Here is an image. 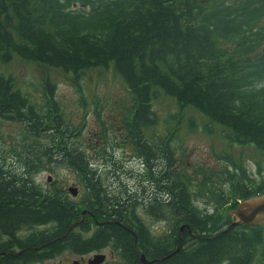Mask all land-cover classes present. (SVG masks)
I'll list each match as a JSON object with an SVG mask.
<instances>
[{"label":"trees","instance_id":"1","mask_svg":"<svg viewBox=\"0 0 264 264\" xmlns=\"http://www.w3.org/2000/svg\"><path fill=\"white\" fill-rule=\"evenodd\" d=\"M15 59L47 69L44 105L33 103L17 76L1 68ZM52 70L80 89L91 72L120 79L129 98L111 108L122 115L123 140L107 135L113 128L98 108L101 100L109 105L102 96L95 114L103 141L76 139L79 129L54 98ZM161 101L177 111L163 113ZM187 109L201 120L190 115L184 121ZM0 119L23 122L29 143L22 163L0 159V254L45 245L0 255V264H34L106 246L116 250L115 264H144L139 251L147 258L171 254L183 225L200 237L220 235L233 220L198 205L201 191L208 203L229 202L222 185L230 180L232 196L244 201L264 192V179L254 186L242 160H233L235 172L196 185L173 140L183 121L190 131L219 128L231 145L250 149L259 171L264 167V0H0ZM159 125L163 130L155 133ZM120 146L146 165L136 187L121 193L108 189L86 152L105 158ZM61 170L76 176L81 199L57 181L46 189L36 182L42 171L58 176ZM85 209L111 223L86 214L77 224ZM113 221L133 231L139 251L133 234ZM182 245L152 264H252L264 246V226L243 223L213 240L185 229Z\"/></svg>","mask_w":264,"mask_h":264},{"label":"rangeland","instance_id":"2","mask_svg":"<svg viewBox=\"0 0 264 264\" xmlns=\"http://www.w3.org/2000/svg\"><path fill=\"white\" fill-rule=\"evenodd\" d=\"M1 68L4 69L6 73H14L17 76L18 83L30 94V99L33 103L38 105L45 104L46 98L43 89V75L47 72L46 68L29 61H20L18 59L13 60L8 65H1ZM51 76L56 83L54 98L62 106L66 115V121H69L74 127L79 129L80 135L76 137V139L85 144L95 143L98 145L101 144L100 141H103V127L95 114L96 97L102 96L105 101H109V105L101 100V103L98 104V108L102 110L103 120L106 121L105 123L113 128H109L110 130L107 135L109 134L110 138L111 136L115 137L113 140L116 139L117 142L118 140L116 137L123 140L125 131H123L122 126H120V124L122 125V123H120L122 115L111 108V104L116 102L119 98L123 97L126 100L129 98L120 79L114 77L112 73L99 74L98 76L96 73L91 72L82 80V88L80 89L79 87H75L71 81L63 77L57 70H52ZM83 97L87 99L85 106L83 104ZM165 105L166 102L162 103L161 101L158 103L157 107L161 108L163 113L167 112V114H169V108H172V103H168V107ZM172 109H174L171 110L173 113L177 111L175 107ZM190 115H195L196 117L194 118L197 121L201 120L198 114L187 109L184 121ZM184 121L181 123L182 129L173 140V147L177 149L178 157L184 156L188 170L192 172V179L195 181L196 185L198 183L202 184V180L207 181L208 176H211L212 181L214 180L213 182L216 183L218 182V176L224 171L228 173H230V170L235 172L238 166L233 160H236V162L242 160L243 167L246 168V173L254 178L252 180H255L253 183L255 184L254 186H257V182H261L262 179H264V167L259 171L258 164L256 160H254L256 156L251 154L250 149H243L231 145L230 142L226 141L219 128H215L210 132L204 131L202 126H200L197 130L190 131L186 129ZM159 126L160 127L155 130V133H159L163 130L161 125ZM24 129L23 122L0 119V159L5 160L6 163L20 164L22 163L20 160H23L28 154L25 143H29L25 138ZM105 142L106 141H104V143ZM121 146L116 148L114 153L113 151H109V155L106 154L105 158H99L97 155H94L93 149H87L86 151L96 162L95 168L102 174L108 189L119 193H121L125 187L134 189L146 171L144 161L141 158L126 154L125 149ZM10 159L14 162H11ZM262 163L264 165V159ZM224 174L229 180V176L226 175V173ZM49 175H53V173L48 171L38 173L35 177L36 182L46 189L51 181H57L60 189L67 191V193L72 197H76V199H81L84 190L81 189L78 184H75V186L77 185L79 187L76 196L72 195L69 191V187L74 186L73 182H75L76 178L71 171L61 170L59 175H53L50 181H48ZM241 179L242 181H249L248 179ZM251 185L252 183L250 186ZM222 186L227 190V199L229 202L224 200L220 202L216 200L217 203H219L217 207V203H208V197L205 191L202 190L201 192L204 194L198 197V205L210 212L215 210V212H213L214 216L234 221L237 219L236 212L230 210L238 209V204L240 203L239 199L232 196L229 190L231 188L230 180L224 182ZM254 186H252V190ZM210 187L214 189L217 188L215 186ZM236 187L237 188L234 190L235 193L238 191V185ZM222 203L223 206H220ZM83 208H85L84 205L81 206V209ZM90 222L93 231L96 226L94 222ZM151 224L154 228H162L164 226L163 222L151 221ZM77 258L78 257L74 253L67 251L54 258L45 259L35 262L34 264H73ZM107 259V264H115V262L119 261L117 252L116 250L114 251L112 247H107ZM252 264H264V248L263 251L256 256Z\"/></svg>","mask_w":264,"mask_h":264},{"label":"water","instance_id":"3","mask_svg":"<svg viewBox=\"0 0 264 264\" xmlns=\"http://www.w3.org/2000/svg\"><path fill=\"white\" fill-rule=\"evenodd\" d=\"M52 179L51 176L48 177V181H50ZM69 191L72 195L76 196L77 195V192L79 191L78 187L77 186H70L69 187ZM230 211H235L236 212V215H237V219L235 221H233L226 229H224L222 231V234L220 235H217V236H214V237H210V238H205V237H200V236H197L195 234V232L192 230V228L188 225H183L182 226V234H181V239H180V242H179V245L177 247V249L172 252L171 254L165 256V257H159V258H147V256L145 254H143L141 251H139L137 248H136V241H135V236L133 234V231L130 230L128 227H126L124 224H122L121 222L119 221H113V222H116V223H120L122 224L125 229L129 230L132 234H133V244H134V247L141 253L140 255V258L141 260L143 261L144 264H152L154 262H157V261H160V260H163V259H166V258H170L171 256H173L175 253H177L180 248L183 246L182 245V237H183V233H184V230L185 229H189L196 237H198L199 239H204V240H213L215 238H218L220 236H222L223 234L227 233L228 231H230L231 229H233L234 227L236 226H239L241 224H249V225H257L261 222L264 221V192L262 194H258V195H254L246 200H244L243 202H241L239 205H238V209L237 210H230ZM86 214H93L95 215L100 221H103L101 220L96 214L95 212H92V211H88L87 209L83 210L82 211V216L80 217L79 221L77 222V224L82 220V218L86 215ZM103 222H106V223H111V222H108V221H103ZM103 222H98L99 224H102ZM76 225V224H75ZM75 225H73L72 227L68 228L64 233L62 234H65L66 232H68L70 229H72ZM61 234V235H62ZM61 235H59L58 237H60ZM57 237V238H58ZM57 238H55L53 241H55ZM51 241V242H53ZM50 242V243H51ZM47 245V244H46ZM45 246V245H43ZM43 246H40V247H43ZM40 247H33V248H24L22 250H19L15 253H18V252H21L23 250H26V249H35V248H40ZM15 253H11V252H6V253H1L0 255H5V254H9V255H12V254H15ZM103 255H96L95 258L93 260H91L90 263L92 262H95V263H101V261L103 260ZM74 264H76V261L74 262Z\"/></svg>","mask_w":264,"mask_h":264},{"label":"flooded vegetation","instance_id":"4","mask_svg":"<svg viewBox=\"0 0 264 264\" xmlns=\"http://www.w3.org/2000/svg\"><path fill=\"white\" fill-rule=\"evenodd\" d=\"M261 225L264 226V221L260 223ZM98 226L102 225V224H97ZM97 228V226L95 227ZM95 230V229H94ZM264 248V246H263ZM263 251V249L258 251V254ZM103 255V260L101 261V263H95V262H91V260H93L95 258L96 255ZM78 258L75 259L76 264H107V246L105 248H102L100 250H95L89 253H85V254H75ZM141 259V258H140ZM74 261V262H75ZM94 261V260H93ZM142 261V260H141ZM39 262V261H38ZM143 263V261H142ZM74 264V263H73Z\"/></svg>","mask_w":264,"mask_h":264},{"label":"bare ground","instance_id":"5","mask_svg":"<svg viewBox=\"0 0 264 264\" xmlns=\"http://www.w3.org/2000/svg\"><path fill=\"white\" fill-rule=\"evenodd\" d=\"M235 221V220H234Z\"/></svg>","mask_w":264,"mask_h":264}]
</instances>
